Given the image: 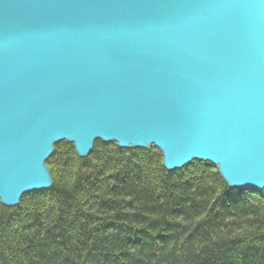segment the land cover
<instances>
[{
  "label": "water",
  "instance_id": "1",
  "mask_svg": "<svg viewBox=\"0 0 264 264\" xmlns=\"http://www.w3.org/2000/svg\"><path fill=\"white\" fill-rule=\"evenodd\" d=\"M97 140L264 191V0H0L1 203Z\"/></svg>",
  "mask_w": 264,
  "mask_h": 264
},
{
  "label": "trees",
  "instance_id": "2",
  "mask_svg": "<svg viewBox=\"0 0 264 264\" xmlns=\"http://www.w3.org/2000/svg\"><path fill=\"white\" fill-rule=\"evenodd\" d=\"M56 144L54 185L0 201V264H264V191L209 161L169 171L158 148Z\"/></svg>",
  "mask_w": 264,
  "mask_h": 264
}]
</instances>
